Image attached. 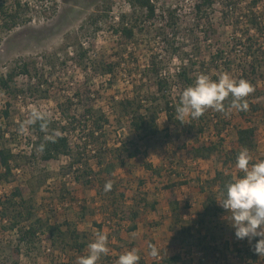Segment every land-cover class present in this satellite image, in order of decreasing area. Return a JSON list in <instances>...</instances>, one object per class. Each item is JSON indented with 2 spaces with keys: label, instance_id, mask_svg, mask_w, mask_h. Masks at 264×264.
Returning <instances> with one entry per match:
<instances>
[{
  "label": "rangeland",
  "instance_id": "1",
  "mask_svg": "<svg viewBox=\"0 0 264 264\" xmlns=\"http://www.w3.org/2000/svg\"><path fill=\"white\" fill-rule=\"evenodd\" d=\"M124 1L43 0L41 12H29L27 17L23 16V13L21 19L25 17L28 22L21 23L12 32L1 34L3 41L0 45V74L10 71L20 60H26L25 62L30 63L32 67L36 64L32 79L27 76L17 78L18 89L27 91V94L25 99L13 100L11 115L16 125L13 127L14 134H18V122L27 118L32 106L49 113L56 121H60L62 116L59 113L67 111L66 109H72L71 112H67L69 116L75 112L80 115L89 108L100 109L111 118L112 125L106 129V136L109 149H115L122 143L135 140V137L130 131L129 122L123 121L124 128L115 122V114L111 106L113 98L121 100L130 96L136 84L139 86V91L142 90V96L145 97L143 99L156 93L150 80L140 81L152 56H162L161 60H163L167 75L173 82H176L174 77L182 66L183 60L171 57L168 49L170 44L181 49V58L184 53H190L191 59L199 65L210 63L212 54L218 48L224 49L227 52V63L233 68L231 71L225 70L227 67L224 65H221L219 70L211 68L212 71L208 75L214 80L225 71L238 80L239 74L236 72L238 65H232L236 61L242 63L246 48L253 46L254 50L264 51V34L255 35L253 33V37L250 35L252 43L247 42L250 28L246 19H241L246 13H252L260 16V23H264V0H255L257 6L251 5L254 0H235L230 10L221 7L207 10L216 35L214 39L209 40L200 33L202 27L196 28L194 12L189 8H184L183 0H153L158 8V16L154 21H148L140 10H134L130 2ZM98 7H101V11H98ZM175 7L180 14L178 16L179 28L173 30L167 27L162 31L161 36L167 39L164 42V39L157 36L159 33L157 29L161 27L164 12L168 9L175 10ZM122 16L127 17V21L137 28L136 39L129 44L124 42L120 34L115 33V30L119 29L117 18ZM94 18L98 19L97 25H94L92 21ZM239 21L241 25L237 26L236 23ZM175 32L178 37L175 36ZM215 39L220 41L219 47L214 45ZM81 49L88 54L83 66L90 69L94 63L102 61L112 65L113 76L94 78L90 70L87 73L83 71L78 57ZM258 77L261 80L258 81L257 89L262 95L253 99L252 102L264 108V68L259 71ZM32 86V92H28ZM76 93H80L82 97L77 98ZM173 94L177 96L178 91H173ZM69 99H71L72 106L68 104L69 107H62ZM5 102L4 96L0 95V111L4 109ZM144 105L147 106L146 102ZM228 119H231L233 125L245 128L253 125L258 128V148L250 155L252 162L264 159V113L260 111L255 114L251 118L252 124L246 122L236 110L232 111ZM3 123V119L0 118V127L5 128ZM159 125L163 132L162 138L156 143L153 142L154 145L149 149H146L145 144H140L142 154L136 160L129 161L130 167L118 170L116 179L112 181V189L106 192L104 198L91 188L76 183L72 174L67 176L64 168L70 163L68 158L51 163L22 158L15 164L17 170L10 177V183L7 185L13 188L17 186L24 189L31 188L33 190L31 205L34 206L37 217L50 219L52 224H71L78 231L87 233L90 236V242L94 239V233L100 231L97 225L102 226L101 231L108 236L109 252L101 258L98 264H116L118 257L132 248H135L141 257L139 263L152 264L155 258L148 254L149 243L155 244L160 249V255L170 257L174 254L171 245L174 235L170 232L171 212L162 185L170 181H179L177 174L182 175L181 179L187 181L188 186L180 187L177 194L181 201L192 205L191 209L182 212V217L190 225H196L205 200V195L199 189L206 187L218 170H223V161L220 160L221 154H219L209 161L192 162L188 159V150L195 140L186 134L177 132L168 123L165 114L161 115ZM214 132L213 129L208 130L206 140H213ZM234 132L230 128L225 133L227 143L235 138ZM85 135L86 133L79 130L74 133L72 135L73 147ZM17 139L20 141L19 145L12 144L15 154L19 157L29 156L31 143L35 141L32 131L29 129L27 134L18 135ZM230 148V145H225L224 149ZM91 155L92 153L89 152L87 156L90 160L89 165L98 171L97 161ZM145 163L162 169L161 177L153 176L148 172ZM225 171L235 177L240 173L236 168ZM141 181L145 184L141 185ZM112 191L116 194L125 192L126 196L124 200L120 198L122 200L120 204L126 208L133 204L134 198L139 199L145 193L149 195L150 201L156 200L160 203L159 212L146 214L139 222V228L135 233L127 232L130 224L121 225L120 241L122 242L114 237L115 229L111 228L110 225L113 224L109 223V202L112 200L108 195ZM234 233L235 230L227 220L224 232L219 234L222 238L221 243H227L221 245L226 251L225 264L238 263L235 258L236 248L243 249L245 243L244 240H237ZM1 239L3 243L0 245V261L3 264H15L13 250L17 243L16 234H7ZM49 247H51L50 242L44 238L32 254L24 251L18 263L76 264L79 256L87 254V249L79 255L71 249L62 254L61 249L51 247L58 252V256L56 254L54 256V254L47 253ZM117 249L121 251L118 252ZM206 253V255L197 253L186 255L190 256L189 259L193 260V264H224L222 261L217 262L210 252L206 251ZM191 260H187L186 263ZM261 264H264V261H261Z\"/></svg>",
  "mask_w": 264,
  "mask_h": 264
},
{
  "label": "trees",
  "instance_id": "2",
  "mask_svg": "<svg viewBox=\"0 0 264 264\" xmlns=\"http://www.w3.org/2000/svg\"><path fill=\"white\" fill-rule=\"evenodd\" d=\"M9 1L0 0V45L3 41L1 34L12 32L21 23L28 22L25 17L32 11L30 6L28 4L23 5L21 0H16L13 4H9ZM234 1L200 0L196 6L197 15L195 22L196 28H203L200 33L205 38L209 40L211 38L214 39V36H216L215 27L211 25L207 10H212L218 5H222L223 9L227 8L230 10L233 8L232 4H234ZM124 2H130L131 7L134 10H140L148 21L157 19L158 8L153 0H125ZM251 5L257 6V1L254 0ZM100 9L101 7H98V11H101ZM22 14L25 16L24 19H21ZM178 18L177 10L168 9L165 11L161 21V27L157 29V32H159L157 36L164 39L161 33L167 27L178 30L180 24ZM241 19H246L248 27L250 28L248 32L253 29L255 30V35L264 34V23H260V16L246 13ZM92 21L94 25L98 24V19L94 18ZM118 25L119 29L115 30V33L120 34L124 42L129 44L136 39L137 28L134 24H130L127 21V17H120ZM236 25H241L240 21ZM175 36H177V33ZM175 36L172 35V37ZM247 36V42L252 43L250 33ZM166 40L164 39V42ZM214 45L219 47L221 45L220 41H216L215 39ZM170 46H168V49L170 50L171 57L183 60L179 72L174 77L176 78V82H173L171 77L167 75L163 60H161L162 56H152L150 64L142 74L140 81L147 82L150 80L153 90L155 89L156 93L147 96V99H143L145 97L142 96V90L139 91V86L136 84L130 96L121 100L113 98L111 106L115 114V122L122 128H124L123 121L126 120L129 122L130 131L135 137V140L122 143L115 149H109L108 147L106 129L112 125V121L102 110L89 108L80 115L75 112L69 116L67 112H71L72 109H66L67 111H62L60 121H56L53 117L51 118L49 126L50 133L58 134L55 141L48 142L44 151L38 152L37 148L44 142L45 133L40 130L39 123H37L30 128L35 136V141L31 143L29 156L19 157L12 148V144L18 146L20 141L17 139L18 134H14L13 127L16 125L11 115V109L13 107V100L25 99L27 94V91L18 89L17 78L27 76L32 79L33 71L36 70V64L34 63L35 65L32 67L30 63L25 62L26 60H20L10 71L5 74H0V95H3L6 99L4 109L0 111V118L4 121L3 127L4 125L6 126L5 128L0 127V184L10 183V177L17 170L15 169V164L22 158H30L34 161L37 159L44 163L56 162L63 158H68L70 163L64 168L67 176L72 174L76 183L91 188L100 197L104 198L106 196V192L104 191L105 182L109 180L114 181L119 169L130 167L129 161L136 160L142 154L140 144H145L146 149H149L154 145L153 142L156 143L158 142L157 140L162 138L161 134L163 132L161 131L159 121L161 115L165 114L168 123L177 132L186 134L195 140L189 146V160L195 163L198 161H209L212 157L221 154L220 160L223 161V170H218L215 177L207 183L206 187L199 189L205 195V200L202 205L203 210L199 213L196 225H190L182 217V212L192 207L189 202L181 201L177 194V190L180 187L188 186L187 181L181 179L182 175L180 173L177 174L179 181H170L162 185V190L166 195V201L171 212L170 232L174 235L173 243L171 244L174 254L170 257L159 255L152 264H185L187 260H191L189 259L190 256L186 255L187 253L190 255L193 253L206 255V251L210 252L217 259V262L222 261L225 264L227 258L226 251L222 249L221 245H226L227 243H221L220 240L222 238L219 237V234H222L225 230L227 214L219 206L217 200L222 198L221 193L225 190V184L233 178H236L233 174L227 173L225 170H234L236 168V156L239 151L244 147L249 149L250 154L257 151L258 128L253 125V127L248 128L233 125L232 121H230L231 119H228V116L225 117L212 110H208L198 120H188L186 121L187 124L181 125L176 120L175 106L179 102V96L182 90L192 85L195 77L202 72L208 75L212 71L211 68L219 70L220 66L224 65L227 67L225 70L228 69L227 71H231L233 67L227 63V52L224 49L218 48L212 54L210 63H202L199 65L195 64V61L191 59L190 53H184L183 58H181V49L174 47V44H170ZM78 54L80 64L86 73L90 70L94 78L113 76L114 69L112 65L97 61L89 69V67L83 66L87 59V52L81 49ZM243 58L242 63H237L236 61L232 66L238 65L236 71L239 74L238 79L243 78L250 81L255 91L247 97L249 110L247 112H238L246 122L252 124L251 118L255 114L260 111L264 113L262 105L252 102L253 99L262 95L261 92H258L257 88L259 86L258 81L261 80L258 77L259 71L264 68V51L254 50L253 46H249L246 48ZM32 88L33 86L28 89V92H32ZM173 91H178L177 96L173 94ZM76 97L81 98L82 96L80 93H76ZM144 102H146L147 106L144 105ZM68 104L72 106L71 99L65 105H62V107H67ZM230 128L235 131V138L230 143H227L228 141L224 135ZM212 129L215 131L213 134L214 139L206 140L205 136L207 131ZM78 130L86 133V135L84 138L79 139L80 141L73 147L72 135L77 133ZM225 145H230L231 148L224 149ZM89 152L92 153V158L97 161L98 171H95L89 165L90 160L87 158ZM145 168L153 176L161 177L163 174L162 169L154 168L152 164L145 163ZM242 175V173H238L237 177ZM144 184L141 181V185ZM32 191L31 188L24 189L23 187L17 186L13 188L7 197L0 199V236L4 238L7 234H16L17 243L13 250L15 264H19L20 256L24 251L32 254L39 243L44 241V238L50 242L51 247L61 249L62 254L67 252L68 249H71L79 255L83 254L87 249V245L90 243V236L87 233L78 231L71 224H52L50 219L37 217L34 206L31 205ZM108 196L112 200L109 202V223L113 224L110 227L115 229H113V235L119 242H122L120 241L122 224H130L127 232L132 233L137 231L139 222L146 214L159 212L158 207L160 203L156 200L150 201L149 195L146 193L139 197V199L134 198L133 204L127 208L122 207L123 205L120 204V201L124 200L126 196L125 192L116 194V192L114 193L112 191ZM121 197L122 200H120ZM97 226L101 231L102 226ZM1 238L0 245L3 243ZM244 242L243 249L236 248V256L246 257L249 261L246 264H261V261H264V259L254 254L247 239ZM252 243L254 244L255 240ZM117 250L118 252L121 251V249ZM0 264L3 263L0 261ZM186 264H193V260Z\"/></svg>",
  "mask_w": 264,
  "mask_h": 264
},
{
  "label": "clouds",
  "instance_id": "3",
  "mask_svg": "<svg viewBox=\"0 0 264 264\" xmlns=\"http://www.w3.org/2000/svg\"><path fill=\"white\" fill-rule=\"evenodd\" d=\"M255 91L254 86L246 79H235L227 71L219 74L214 80L205 73L198 74L192 85L185 87L175 106L176 120L187 124L188 120H198L208 110L227 117L233 110L247 112V97ZM51 116L32 106L26 119L18 122V135H25L29 129L39 123L45 133L44 142L38 148L43 152L48 142H54L56 133H50ZM236 169L242 176L233 178L225 184V190L217 200L219 206L227 213V220L235 230L237 240L249 242L254 254L264 259V159L252 162L249 149L242 148L236 156ZM112 189V181H107L104 191ZM255 240V243L252 242ZM149 255L158 258L160 249L148 244ZM109 252L108 236L102 231L94 233V239L87 245V254L77 258L76 264H98L102 256ZM141 257L135 248L122 253L116 264H139Z\"/></svg>",
  "mask_w": 264,
  "mask_h": 264
},
{
  "label": "built area",
  "instance_id": "4",
  "mask_svg": "<svg viewBox=\"0 0 264 264\" xmlns=\"http://www.w3.org/2000/svg\"><path fill=\"white\" fill-rule=\"evenodd\" d=\"M15 1L16 0H10L9 4H13ZM21 2H22L23 5L24 4H28L30 6V8L32 9L31 13H33V12L37 13V12H41L43 10V7L41 6V5H43V0H21ZM199 2H200V0H183V4L185 6L184 8H189L192 12H194V21L196 19V15H197L196 6H197V4ZM217 7H221L223 9L222 5H218ZM174 9L177 10V17L180 16V14H178V9L176 7ZM208 10H211V9H208ZM117 20H119V18H117ZM249 33L253 37V33L255 34V30L252 29V30H250ZM179 69H178V72H179ZM108 77H110V76H108ZM59 114H60V116H62L61 113H59ZM8 187L9 186L7 184H5V185H3L2 183L0 184V199H4L5 197H7L11 193L10 190H13V187L10 186L9 187V191H8ZM66 206H68L67 203H66ZM47 253L50 254V255L54 254V256L56 254L58 256V252L54 251V249L51 248V247H49L47 249ZM235 258H236V260L238 262L237 264H246L247 262H249L246 257H238V256H236Z\"/></svg>",
  "mask_w": 264,
  "mask_h": 264
},
{
  "label": "crops",
  "instance_id": "5",
  "mask_svg": "<svg viewBox=\"0 0 264 264\" xmlns=\"http://www.w3.org/2000/svg\"><path fill=\"white\" fill-rule=\"evenodd\" d=\"M138 228H139V224H138ZM138 230V229H137ZM136 232V231H135ZM135 232H132V233H135Z\"/></svg>",
  "mask_w": 264,
  "mask_h": 264
}]
</instances>
